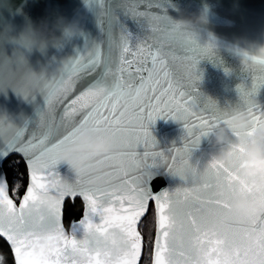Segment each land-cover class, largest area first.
Returning a JSON list of instances; mask_svg holds the SVG:
<instances>
[{"label":"snow or ice","instance_id":"obj_1","mask_svg":"<svg viewBox=\"0 0 264 264\" xmlns=\"http://www.w3.org/2000/svg\"><path fill=\"white\" fill-rule=\"evenodd\" d=\"M172 6V0H149L146 8L163 15L138 11L136 4L121 9L123 19L111 8L103 11L109 17L106 50L100 41L78 52L53 77L57 86L67 82L68 90L59 95L53 90L42 104L34 90L0 82V92L12 89L36 102L34 118L0 111V236L10 242L15 264H138L144 242L138 226L150 202L156 216L153 264H264V190L240 182L238 154L230 164L200 156L204 137L221 122L224 109L198 88L200 62L220 65L216 41L201 45L192 34L181 56L143 38L146 32L170 31L171 25L158 22L168 18ZM242 55L248 64L247 54ZM256 63L249 70L258 75L250 86L237 89L234 106L247 109L253 128L264 123V104L257 102L264 88V59ZM78 81L88 82L77 92ZM158 119L182 124L179 146L173 142L158 150L151 131ZM85 127L119 142L127 166L117 168L104 157L82 176L61 171L57 151ZM13 153L21 155L29 172L19 207L9 196L3 171ZM161 177L167 187L154 189ZM238 194L259 211L234 216L230 202ZM76 196L85 202V214L69 237L61 223L62 206L65 197Z\"/></svg>","mask_w":264,"mask_h":264},{"label":"water","instance_id":"obj_2","mask_svg":"<svg viewBox=\"0 0 264 264\" xmlns=\"http://www.w3.org/2000/svg\"><path fill=\"white\" fill-rule=\"evenodd\" d=\"M151 2L156 3L161 2V0H151ZM86 3L88 10L85 8L83 0H0V82H3L5 86L12 85L21 89L34 90L37 93V102L42 104L45 97L38 92L30 79L29 74L31 68L34 71H39L42 65L56 62L60 59L75 58L78 52H82L83 49L85 51L89 50L92 44L88 47H83L85 37L94 40V42L103 41L102 47L106 50V33L108 31L109 17L103 16V11L111 8L115 10L116 15L123 19L121 9L138 4V11L148 10L163 15L160 9L146 8L149 0H104L103 4H100V0H91V6L89 0H86ZM204 3H207L211 7L209 23L206 25L208 32L211 34L202 32H196L194 34L201 45L207 44L210 38L216 41L218 46L217 59L220 65L218 66L208 59L200 62L198 70L202 78L198 83V88L204 96L216 100L221 108L228 107L229 105L235 106L239 103L237 89L250 86L254 77L258 75V73L249 70V64L258 67L256 62L264 59V51H262L264 50V0H172L173 6L169 9L167 15L168 17H176V8L185 10L186 13H198ZM117 5L120 8H117ZM78 14L82 17L83 35L74 37L62 48L57 49L50 46L43 53L35 49L29 52L12 39V37L18 36L23 30L25 23L29 20L33 23H38L43 19L53 20L58 16H63L71 20L76 18ZM158 23L162 26L167 25L166 19ZM127 24L133 31L136 30L130 20L127 21ZM114 31L118 33L119 29L115 28ZM157 37V34L152 32L143 34L146 42L153 46H157L155 42ZM188 47V43L185 42L164 49L182 56L188 50ZM242 54H247L249 58L248 64L245 63ZM54 68L55 64L51 65L50 72ZM60 73L62 72L55 73L53 77H59ZM87 82L78 81L77 92ZM258 98L260 100L257 102L264 104V88L260 90ZM62 108V105L58 107L57 115L60 114ZM0 111L13 118H34L36 102H29L23 97L18 96L12 89H8L6 92H0ZM151 131L158 141V146L161 148L158 150H162L165 147H172L173 142L179 146L184 132L181 123L164 119H158L151 126ZM5 134L11 136L12 132L5 128ZM206 147L207 141L203 140L200 156L205 161L209 159ZM14 155L21 157L20 154L13 153L8 158ZM60 168L61 171H64L62 165ZM3 171L5 172L4 165ZM28 185L29 172L26 189ZM153 187L154 189L167 187V181L162 177L158 178L153 182ZM26 189L19 201H17L12 197L9 185V196L14 200L17 207H19ZM75 198L81 199L83 203V214L78 221L73 222L67 228L64 222L65 204L67 200H74ZM152 203L150 202L149 204L148 213L141 219V223L138 226L139 230L143 220L149 214ZM84 214L85 202L82 197H65L62 206L61 223L65 233L69 237L72 235V225L78 223ZM0 238L8 244L14 258V252L10 242L4 236H0ZM144 254L145 244L143 242L142 253L138 264H141ZM153 260L154 244L151 264H153Z\"/></svg>","mask_w":264,"mask_h":264},{"label":"clouds","instance_id":"obj_3","mask_svg":"<svg viewBox=\"0 0 264 264\" xmlns=\"http://www.w3.org/2000/svg\"><path fill=\"white\" fill-rule=\"evenodd\" d=\"M87 9L86 0H83ZM88 10V9H87ZM177 16H169L166 23L170 31L156 38L161 48H169L187 42L189 36L196 32L208 33L211 7L204 3L198 13H186L175 9ZM82 17L74 19L58 16L53 20L43 19L38 23L27 21L23 30L12 37L21 47L31 52L33 49L45 52L50 46L62 48L74 37L83 35ZM94 40L84 41L83 47L93 44ZM70 59H60L42 65L39 71L31 68L30 79L38 92L47 97L53 90L59 95L67 91L70 85L65 82L57 86L53 76L63 72ZM55 68L50 72V66ZM204 140L207 141V153L210 160L230 164L239 156V180L254 189L264 190V123L252 127L249 113L245 108L230 107L222 110L221 122L211 129ZM120 143L106 132H94L90 127L82 128L74 140L59 149L56 159L64 167L67 175L78 177L104 157H111L117 168H124L127 162L119 155ZM231 213L244 218L258 212L259 208L245 195H236L230 202ZM0 264H7L6 257L0 253Z\"/></svg>","mask_w":264,"mask_h":264},{"label":"trees","instance_id":"obj_4","mask_svg":"<svg viewBox=\"0 0 264 264\" xmlns=\"http://www.w3.org/2000/svg\"><path fill=\"white\" fill-rule=\"evenodd\" d=\"M19 161V163H15ZM4 170L7 175V179L10 185V192L12 197L19 201L23 195L27 182H28V172L24 160L17 155L11 156L4 162ZM16 184H19V188L16 191H13V188ZM83 214V203L80 198H75L74 200H67L64 209V222L67 228L70 225L78 221ZM156 218H155V208L152 203L150 206L149 214L143 220L140 231L144 237L145 244V254L141 264H151L152 262V253H153V244L155 238L156 230ZM0 253L4 254L6 257L7 264H15L12 252L8 244L0 238ZM149 259L147 260V257Z\"/></svg>","mask_w":264,"mask_h":264},{"label":"rangeland","instance_id":"obj_5","mask_svg":"<svg viewBox=\"0 0 264 264\" xmlns=\"http://www.w3.org/2000/svg\"><path fill=\"white\" fill-rule=\"evenodd\" d=\"M149 259V256L147 257V260Z\"/></svg>","mask_w":264,"mask_h":264}]
</instances>
